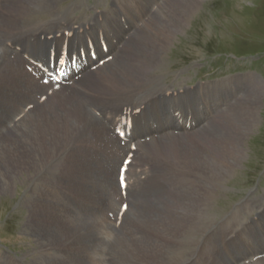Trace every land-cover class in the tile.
<instances>
[{
	"label": "bare ground",
	"instance_id": "obj_1",
	"mask_svg": "<svg viewBox=\"0 0 264 264\" xmlns=\"http://www.w3.org/2000/svg\"><path fill=\"white\" fill-rule=\"evenodd\" d=\"M159 1L162 0H149V3L155 5ZM83 4H81L82 7ZM5 5L7 6L3 7ZM75 5L74 3L72 7H66V12L60 14L58 11L55 13L57 10L55 0H0V6L5 10H10L12 14L19 16L28 14L23 21L16 22L10 21L9 17L0 10V48L16 33L36 27L34 24L35 16L30 15L38 12L51 11L53 14H50L55 18L53 22L63 25V28L78 26L73 31L72 44H82L86 37H91L95 23L102 24L101 18L106 16V20L103 22L109 24L110 17L114 13L98 10L95 12L96 14L94 13V17H92L94 14L90 17V20L81 21L89 17L88 15L70 19L69 15L75 11L73 9ZM177 7L186 8L189 14L185 17L189 16L190 18L197 8V4L194 0H186V2L183 0H163L159 15L155 16L159 18L158 23L152 22L151 18L149 25L145 27V33L138 36L133 48L129 50V52L134 51L135 54L128 57L127 61L122 60L126 63L124 68L119 65L112 70L119 75L113 79H108L105 70L97 72L103 80L100 85H104L110 93L119 97L122 83L136 78L140 81L141 76L148 71L157 70L158 62L163 59L162 55L167 51V47L184 28L183 24L175 19L177 14L184 16L176 9ZM164 15H168V17H164ZM37 21L42 27L43 22ZM140 25L141 23L137 24V29L140 28ZM125 27H129V24L127 23ZM132 27L129 28L131 33L133 32ZM111 32L114 33L115 40L121 41V38L116 37L117 35L121 36V28ZM45 49L46 44L43 40V51ZM15 51L16 53H13L19 55L29 64L30 57L20 53L17 49ZM26 52L27 50H25ZM22 69L21 67L20 71ZM26 79L29 80V76ZM226 80L227 78L210 82L200 81L198 84L185 86L178 84L176 88L174 85L165 82L167 85L162 87L168 91L176 90L178 96L180 91H187L189 99L185 104L177 106L178 112L182 114L183 120H185L187 115L190 114L192 117L193 112H198V110H193L194 103L203 109L202 99L205 98V89L216 85H225ZM251 81L254 87L251 101L248 105L240 104L241 112L247 113L246 124L227 118L222 121L220 126H213L209 132L206 131L202 134V130L200 132L196 130L192 133L183 134L184 137L181 140L155 147L160 159L167 161L170 166L176 169L190 173L178 187V191H182L183 195L176 194L164 201L155 203L152 196L149 197L148 192L144 190L151 183L149 182L151 177H145L138 187H133V193L129 196L132 202V196L135 192L144 190L146 198L138 199L142 202L144 209L133 208L131 211L125 212L123 222L120 223L121 233L116 237L117 240L115 238L114 243L112 239L108 238L109 230L119 232L120 225L114 229L112 219H108V215L113 213L112 206L114 203L110 198V201L107 199L103 189L109 187V179H94L92 181L95 193L91 198V203L94 206H101V213L96 211L73 213L71 206L64 203L62 199L75 198V196L72 197L65 192L61 193L55 185H51V182L54 181L55 172L61 171L62 179L54 182L59 186L70 185L74 189L77 178L92 166L93 159L97 157V160L105 165L94 149V146L95 148L97 146L91 144L93 139L102 141L107 137L109 142L114 143L111 151L105 149L113 169L117 167L123 155L128 152L127 148L121 147L118 140L113 136L111 139L109 138L110 133L107 134V131L101 128L98 121L92 118L90 115L92 111L90 110L75 107L73 111L68 113L67 117L62 118L57 112L42 106L46 114L38 116L37 119L32 117V112L28 113L23 110L20 113L24 114L23 117L19 121H15V118L20 115L18 114L12 121L10 133L6 140L12 149L5 153L6 174L0 175V189L3 188L7 195H12L15 183L21 182L18 178H22V174L27 176L26 178L23 177L27 181V186L33 181V187L28 192L29 195L25 194L24 196L27 203L26 216L24 217L26 222L24 224L28 229L27 232L31 233V237L33 236L37 248H34L35 252L32 250L30 261L26 257L27 254L21 255L17 259L24 261V263L37 264L34 255L37 252L57 259L59 264H108L101 259L100 251L103 245L105 247L102 255L107 254L109 256L110 264H186L183 261L185 257L189 258L187 264H194L192 256L197 243H202L198 249L200 250V256L196 260L198 264H206L201 262V258H205V261H212V258L228 246L230 252L236 253L237 259H240L234 264H242L240 261H244L248 254L264 253V203H262L264 196L254 199L246 197L234 206L228 215L225 214L226 216L220 221H214L215 216L210 214L214 210L221 189L226 187L225 183L228 178L234 174L233 170L241 167L243 158L246 157L247 153L245 141L250 134H253L257 125L255 114H257L256 109L261 105L263 82L255 77H251ZM75 83L77 82L73 84ZM221 88L224 89V87ZM90 96L89 94L86 97ZM115 97L112 99H117ZM30 105L33 104L30 103ZM124 106L122 103L114 104L115 114L120 112ZM220 110L224 112V108ZM169 117L170 114L165 112L156 113L150 128L153 133L151 137H158L164 132L156 129L158 123L166 124L173 131L180 129L176 126L173 128V124L177 125L181 121L176 118L175 124V120L170 121ZM111 118L101 122L109 132H111V128L108 127ZM79 135L81 139L76 140ZM78 145L79 149L77 148ZM104 147L105 144H101V148ZM141 161H143L141 158L137 160L139 166L143 165ZM158 165L162 164L159 162ZM50 168L52 169L51 172H49ZM56 175L60 176V174ZM193 179L196 182H191ZM201 186L205 191H201ZM209 187H213L214 190ZM85 202L82 201V204ZM242 205L244 207L239 208ZM245 208L249 209L248 213L244 211ZM239 214L240 220L236 221ZM221 226L222 228L219 229ZM157 230L159 232L156 233ZM94 237H97V242L88 245L85 243V240ZM105 239L108 240L104 243ZM256 239L261 241V245L258 248H250V243ZM99 243L102 246L98 248ZM0 247L7 250V247ZM120 255L121 262H118L117 257ZM253 264H264V258Z\"/></svg>",
	"mask_w": 264,
	"mask_h": 264
},
{
	"label": "rangeland",
	"instance_id": "obj_2",
	"mask_svg": "<svg viewBox=\"0 0 264 264\" xmlns=\"http://www.w3.org/2000/svg\"><path fill=\"white\" fill-rule=\"evenodd\" d=\"M183 1L186 2V0ZM194 1L197 4V8L193 11L190 18L189 16L185 17L189 14L186 8H176L184 16L177 14L175 19L180 21L184 28L173 38L170 46L167 47V53H162L163 59L159 60L157 70L148 71L141 76L140 81L136 78L122 83L119 97H115L104 85H100L103 80L97 72L105 70V75L108 79H113L119 75L112 70L119 65L123 66V68L126 66V63L122 62V60L127 61L128 57L135 54L134 51L129 52V50L133 48L138 36L145 33V27L149 25L151 18L152 22L158 23L159 18L155 16L159 15L163 0L155 5L154 3L150 4L149 0H55L57 5L55 13L58 11L60 14H64L66 12L65 8L68 6L72 7L74 2L76 6L73 8L75 9L73 17L90 13L89 17L81 21L90 20V17L98 10L106 13L114 12L110 17L109 24L103 22L106 20V16L101 18L102 24L95 23L91 35V38L95 41L100 34H103L108 39L109 54L113 55V59L95 72L86 71L80 81L63 89L61 92L52 93L40 103H37V95L43 92L44 87L37 85L32 76L24 69V65L27 63L19 55L15 54V49L30 58L47 57L52 42L56 45L61 44L64 31L72 33L71 41L74 37L73 31L78 26L63 28V25L53 22L55 18L51 15L53 14L51 11L30 15L35 16L34 24L36 27L29 28L25 32L16 33L0 48V175L4 176L6 174L5 153L12 149L6 142L12 121H14V117L27 108L25 105L28 106L30 103L34 105L33 108L27 111L28 113L32 112L34 119L46 114L42 106H46L50 111L57 112L62 118L67 117L68 113L73 111L75 107L84 108L87 111L90 110L92 111L90 114L92 118L97 120L101 128L109 134L110 132L101 122L115 114L114 104L122 103V105H125V109H130L131 111L137 107L142 108L130 139L136 141L137 147L139 146L137 158H141L143 160L141 161L142 164L146 165L145 176L151 177L149 180L151 183L144 190L148 192L149 197L152 196L155 203L164 201L176 194L182 196L183 192H179L178 187L190 173L176 169L170 166L167 161L160 159L155 147L157 145L165 146L169 142L181 140L184 137L183 134L192 133L196 130L197 132L202 130V134L206 131L209 132L213 129V126H220L222 121L227 118L246 124L247 113L241 112L240 104L248 105L251 101L254 93L251 77H255L263 82L261 105L256 109L257 114H255L257 125L253 130V134H250L245 141L247 153L246 157L243 158L241 167L233 170L234 174L228 178L225 183L226 187L221 189L220 196L216 200L217 205L215 204L214 210L210 214L213 217L215 216L214 221H220L246 197L254 199L264 196V0ZM81 4H83V7ZM156 5L158 6L156 7ZM92 6H97L99 9ZM103 8H107V11ZM0 10L9 17L10 21L20 22L28 16V14L25 16L12 14L10 10H5L1 6ZM122 16L124 18L121 19ZM73 17L69 15L70 19ZM164 17H168V15H164ZM26 20L28 21V18ZM37 20L43 22L42 27L39 26ZM127 23L129 27H125ZM138 23H141L140 28L138 27L139 29H137ZM130 27H132V33L129 30ZM119 28H121V36L117 35L116 37L121 38V41L119 39L118 41L115 40L114 33L111 32ZM54 34L55 36L50 39L49 36ZM43 40L46 44L44 51ZM25 50H27L26 53ZM231 54L238 56V58L235 59ZM12 56L13 58L11 59ZM21 67L23 68L22 71H20ZM25 76L26 78L29 76V80ZM223 77L227 78L225 85H216L204 90L203 109H200L199 105L193 104V110H198V112L192 113L191 118L194 121V126L189 131L182 126V130L181 128L178 130H181L180 134L176 135L175 131L171 130L166 124L158 123L156 129L164 132L158 137L152 136L148 143L139 145V140L153 134L150 128L156 113L165 112L170 114L169 120H175L176 124L177 117L174 116V113L178 112L177 106L185 104L189 99L186 90L180 91L178 96L176 90L171 89L168 91L164 89L162 86L167 85L165 82L174 85L176 88L178 84L183 86L198 84L200 79L215 81L220 78L223 79ZM221 87H224V89ZM68 89L71 91L65 92ZM89 94L91 96L86 97ZM113 97L117 99H112ZM119 106L121 107V105ZM223 108L224 112H221L220 109ZM182 118L181 114L179 120L181 121ZM3 120L4 122H2ZM80 139L81 136L79 135L76 140ZM91 144L97 146V148L94 146V149L105 165L98 161L97 157L93 159L92 166L77 178V184L74 189L67 184L59 186L55 183L62 179L61 171L55 172V182H51V185H55L61 193L65 192L72 197L75 196V198L62 199L64 203L71 206L73 213L86 211L101 213L102 207L94 206L91 203V198L95 193V188L92 186L94 179H109V187L103 189L104 193L108 191L109 195H111L114 190V183H111V180L114 178L115 169L110 163L109 155L105 152V149L111 151L114 143L109 142L107 137H105L102 141L93 139ZM101 144H105V147L101 148ZM77 148L79 149V145ZM159 162L162 165H158ZM51 168L49 172H51ZM56 174H60V176ZM24 175L22 174V178H18L21 182L15 183L12 195H7L3 188L0 189V246L7 247L8 250L0 247V264H28L17 258L27 254L26 257L30 261L32 250L37 248L34 244L33 236H30L31 233L27 232L28 229L24 224L26 222L24 219L26 216L25 212L27 211V203L24 196L25 194L29 195L28 192L33 187V181L27 186V181L26 179L24 180L27 176ZM191 182H196V180L193 179ZM138 185L139 183L135 187H138ZM209 188L214 190L213 187ZM144 190H138L134 196L131 195V206L134 209H144L142 202L138 200L146 198ZM53 191L57 193V191ZM201 191H205L202 186ZM82 201L86 202L82 204ZM262 203H264V198ZM243 207L244 205L239 208ZM244 211L248 213L249 209L245 208ZM113 216L114 210L113 214L108 215V219H113ZM237 220H240V214ZM109 231L108 238L112 239L114 243L115 238L121 233V225L118 229L119 232L111 229ZM157 232L159 231L157 230ZM105 240L104 243L108 239ZM97 241V237H94L85 240V243L88 245ZM217 243L219 244V241ZM99 244L98 248L102 246L101 243ZM201 245L202 243H197V246L193 249L194 254L192 257L194 259L191 258L194 264H198L196 260L200 256V250L198 249ZM260 245L261 241L256 239L250 243V248H258ZM231 246H233V243H231ZM104 247L105 245L102 246L100 251L101 259L110 264L109 256L107 254L102 255ZM254 254L256 253L248 254L245 256L247 257L246 259H244L245 257L242 259L245 261ZM34 255L37 264H59L57 259H52L46 254L36 252ZM187 260H189L187 257L183 259L186 264ZM205 260V258H201V262L206 264L211 262L213 264H234L240 259H237L236 253L232 254L230 252V247L228 246L224 251L212 258V261ZM117 261L121 262V255L117 257ZM242 261L240 262L244 264Z\"/></svg>",
	"mask_w": 264,
	"mask_h": 264
},
{
	"label": "snow or ice",
	"instance_id": "obj_3",
	"mask_svg": "<svg viewBox=\"0 0 264 264\" xmlns=\"http://www.w3.org/2000/svg\"><path fill=\"white\" fill-rule=\"evenodd\" d=\"M60 63H64V61L63 60H60ZM48 81H45V83H47Z\"/></svg>",
	"mask_w": 264,
	"mask_h": 264
}]
</instances>
